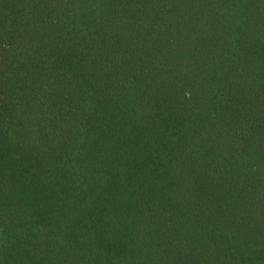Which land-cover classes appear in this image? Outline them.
<instances>
[{
	"label": "trees",
	"instance_id": "16d2710c",
	"mask_svg": "<svg viewBox=\"0 0 264 264\" xmlns=\"http://www.w3.org/2000/svg\"><path fill=\"white\" fill-rule=\"evenodd\" d=\"M0 264H264V0H0Z\"/></svg>",
	"mask_w": 264,
	"mask_h": 264
}]
</instances>
